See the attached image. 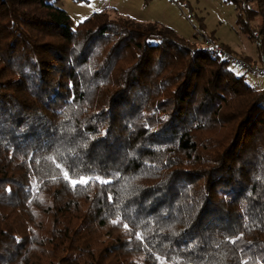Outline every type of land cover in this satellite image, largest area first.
Listing matches in <instances>:
<instances>
[{"label": "trees", "instance_id": "trees-1", "mask_svg": "<svg viewBox=\"0 0 264 264\" xmlns=\"http://www.w3.org/2000/svg\"><path fill=\"white\" fill-rule=\"evenodd\" d=\"M207 39L0 0V264H264V87Z\"/></svg>", "mask_w": 264, "mask_h": 264}, {"label": "rangeland", "instance_id": "rangeland-1", "mask_svg": "<svg viewBox=\"0 0 264 264\" xmlns=\"http://www.w3.org/2000/svg\"><path fill=\"white\" fill-rule=\"evenodd\" d=\"M65 10L74 23L94 12L105 11L112 18H129L138 21L158 20L172 27L179 34L193 38L195 34L213 32L216 41L229 47L236 55L256 56V43L243 33L236 23L234 5L225 0H51ZM200 19L203 28L200 27ZM259 19H257L258 21ZM236 74L257 87H264V75L247 71L229 63Z\"/></svg>", "mask_w": 264, "mask_h": 264}, {"label": "built area", "instance_id": "built-area-1", "mask_svg": "<svg viewBox=\"0 0 264 264\" xmlns=\"http://www.w3.org/2000/svg\"><path fill=\"white\" fill-rule=\"evenodd\" d=\"M205 46L221 53L234 64H237L243 68H247L253 73L264 75V55H261L258 62H247L241 58L233 56L231 53L227 52L224 48H222L217 42H213L207 39L205 40Z\"/></svg>", "mask_w": 264, "mask_h": 264}, {"label": "snow or ice", "instance_id": "snow-or-ice-1", "mask_svg": "<svg viewBox=\"0 0 264 264\" xmlns=\"http://www.w3.org/2000/svg\"><path fill=\"white\" fill-rule=\"evenodd\" d=\"M72 183H73V184H75V183H76V181H75V180H73V181H72ZM80 183H86V181H84L83 179H81Z\"/></svg>", "mask_w": 264, "mask_h": 264}]
</instances>
